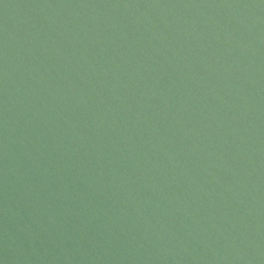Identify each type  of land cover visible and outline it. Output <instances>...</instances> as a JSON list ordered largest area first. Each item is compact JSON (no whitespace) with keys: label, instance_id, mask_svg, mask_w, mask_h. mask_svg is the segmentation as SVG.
Segmentation results:
<instances>
[{"label":"water","instance_id":"95a60500","mask_svg":"<svg viewBox=\"0 0 264 264\" xmlns=\"http://www.w3.org/2000/svg\"><path fill=\"white\" fill-rule=\"evenodd\" d=\"M0 264H264V0H0Z\"/></svg>","mask_w":264,"mask_h":264}]
</instances>
